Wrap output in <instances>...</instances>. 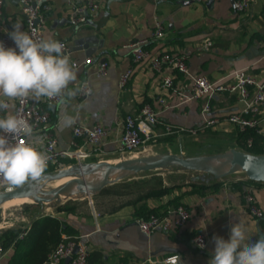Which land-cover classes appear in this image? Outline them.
<instances>
[{
    "label": "crops",
    "instance_id": "crops-1",
    "mask_svg": "<svg viewBox=\"0 0 264 264\" xmlns=\"http://www.w3.org/2000/svg\"><path fill=\"white\" fill-rule=\"evenodd\" d=\"M48 1L52 8L43 25L45 38L66 40L70 58L79 61L92 58L90 63L77 69L76 80L64 90V101L47 105L51 112L49 130L57 138L60 149L70 150L74 149L73 141L82 144L86 138L74 135V123L91 127L101 122L111 130L102 145V152L92 154L85 161H115L121 157L116 150L119 123L126 114L138 113L144 103H150L167 122L184 127L199 124L204 100L188 99L177 92V87L190 83L196 75L224 82L232 80L239 70L264 74V0H250L247 10L241 14L235 10L234 0H202L198 3L100 0L101 8L80 25L70 24L68 12L70 2L82 3L83 0ZM157 18L166 27L163 39L153 36ZM15 23L21 24V30L25 31L22 2L5 0L0 36L11 32ZM134 41L143 42L153 52L187 55L189 75L164 68L165 72L176 75V89H171L166 96L169 106L165 107L159 101L163 96L159 89L163 73L151 68L146 61L132 63L129 43ZM101 61H106L108 66L104 74L98 75ZM130 66H133V74L128 83L121 86L120 75ZM86 79L90 81L91 90L87 97L80 98L76 89ZM10 101L9 111H12L15 99ZM223 104L224 108L234 110L244 107V102L236 97L228 98ZM66 117L72 118L73 122L67 124ZM261 119L264 126V111ZM234 129H202L197 135L183 133L172 138L165 135L155 141L169 144L168 148L178 147L177 153H186L185 140L189 139L190 143V138L197 140L208 137L212 131L227 133ZM227 136L235 144V140ZM65 159L68 157H63L62 161ZM183 172L186 171L171 172L173 177L170 179L153 178L143 184L137 181L138 176L121 179L106 187L114 189L95 195L96 208L87 205L86 201L82 203L87 198L79 200L75 210L62 206L49 211L50 206L31 204L16 217L20 218V224L13 220L9 225H0V236L27 233L37 218L59 217L78 230V241L89 247L91 264L138 263L150 256L175 255L181 257V264H209L215 248L213 237L229 240L231 226L237 222L246 227L249 243L264 237V216L251 215L244 199L245 190L251 188L264 211V181H249L243 172L222 179L208 175L189 176ZM179 204L185 205L191 213L183 226L151 233L141 230L138 219L146 212L162 213ZM202 231L208 233L207 245L199 248L193 237ZM26 233L20 236L23 242L19 246L12 244L6 248L3 264H8L13 257L21 261L30 251L36 237H25Z\"/></svg>",
    "mask_w": 264,
    "mask_h": 264
},
{
    "label": "built area",
    "instance_id": "built-area-1",
    "mask_svg": "<svg viewBox=\"0 0 264 264\" xmlns=\"http://www.w3.org/2000/svg\"><path fill=\"white\" fill-rule=\"evenodd\" d=\"M198 3L202 0H177ZM250 0H234V7L238 14L247 10ZM22 11L25 19V32H27L34 40H45L43 25L46 20L47 13L51 10L52 5L48 0H21ZM5 0H0V17L3 14ZM68 12V20L72 25H80L89 21L90 17L95 14L102 6L100 0H83L82 3L70 2ZM166 35V27L159 18L155 21L153 36L156 39H163ZM64 45V54L70 58L68 53L69 45L66 40H57ZM0 42L5 47H15L13 40L10 39L8 33L0 36ZM131 48L132 63L137 64L146 61L151 68L162 74L159 85L160 93L163 94L159 98L160 103L167 107L169 102L167 94L171 89H176L175 77L173 72H165L164 68L168 67L173 71H177L183 75H189L188 57L181 52L161 51L153 52L144 46L141 41L129 43ZM92 58H86L79 61L70 58V63L74 66V70L82 64H88ZM108 63L101 61L99 63L98 75L104 74L107 70ZM133 74V66H130L120 75V84L125 86L131 75ZM177 92L188 99H203L201 108L202 120L193 127H184L163 120L159 116V112L150 103H144L138 113H128L119 123L116 133V150L119 155L124 157L125 153L136 151L141 146H145L150 140H157L159 136L165 135H182L189 133L197 135L202 129L227 130L231 128L239 131L255 130L257 133L264 134V126L261 124V114L264 111V74L250 72L249 70H239L235 72L233 79L219 82L210 79L206 75H196L188 84L177 87ZM91 90L90 81L88 79L81 81L76 89V94L80 98L88 96ZM231 95H236L240 101L244 102V107L237 110L222 111L225 109L220 103L225 102ZM9 107L0 110V118L9 115H15L25 119L32 128L30 135L21 134L12 136L7 133L5 135L11 145L17 143H29L39 152L47 157V164L57 165V169L67 167V164L61 159L68 157L75 159L76 162H84L92 154L102 152L103 143L111 135V130L101 122H96L91 127L83 124L74 123L73 133L76 137L85 136V141L78 144L73 141L74 149H60L58 147L57 138L49 130L51 123V112L47 105L61 104L64 101V93L62 96L55 98L42 97L40 101L29 96L28 98L15 99V106L9 111L11 101L6 97H0ZM230 108V107H226ZM248 145H252L253 139L248 138ZM90 149V150H89ZM248 178V177H247ZM249 179V178H248ZM239 180V179H237ZM16 187V186H15ZM14 187L7 185L0 180V192L11 190ZM244 199L248 212L258 218L264 216V211L257 203L253 191L248 188L244 192ZM190 210L183 204H179L172 209H167L161 214H151L148 218L138 219V224L142 231L151 233L156 230L170 231L183 226L190 218ZM23 231L20 236H23ZM208 233L202 231L193 237L194 244L199 248L207 245ZM77 246V251L74 252ZM6 252V248L0 243V264H3L2 258ZM90 250L85 242L78 240H68L60 242L57 247L50 253L46 264H91ZM169 257H148L138 263H120V264H166ZM69 258V260H67Z\"/></svg>",
    "mask_w": 264,
    "mask_h": 264
},
{
    "label": "clouds",
    "instance_id": "clouds-1",
    "mask_svg": "<svg viewBox=\"0 0 264 264\" xmlns=\"http://www.w3.org/2000/svg\"><path fill=\"white\" fill-rule=\"evenodd\" d=\"M21 27L15 23L8 33L14 48L0 42V96L10 100L62 96L76 80L74 66L64 54V45L51 38L36 41ZM8 107L0 100V110ZM65 122L73 121L66 117ZM31 132V126L23 118L15 115L0 118V133L19 136ZM46 167L47 157L31 144L11 145L5 135H0V180L4 183L12 187L23 185L40 178ZM246 232L244 224L237 222L231 226L229 240L214 236L215 248L209 264H264V237L249 243ZM166 264H181V257H169Z\"/></svg>",
    "mask_w": 264,
    "mask_h": 264
},
{
    "label": "water",
    "instance_id": "water-1",
    "mask_svg": "<svg viewBox=\"0 0 264 264\" xmlns=\"http://www.w3.org/2000/svg\"><path fill=\"white\" fill-rule=\"evenodd\" d=\"M182 3L189 2L182 1ZM229 110L234 109H222V111ZM225 158L232 161L231 167L219 166V162ZM166 168L202 171L214 179L244 172L250 180L264 181V154L229 148L213 154L186 156L182 153L160 152L116 162L107 159L77 162L54 171H46L36 180L0 192V207L8 201L20 198H30L33 202L43 205L58 200L60 196L71 197L70 194L78 189L85 191L83 196H90L121 179L135 176L143 171ZM66 177L71 179L55 187H45L49 181ZM76 251L77 246L74 252Z\"/></svg>",
    "mask_w": 264,
    "mask_h": 264
},
{
    "label": "trees",
    "instance_id": "trees-1",
    "mask_svg": "<svg viewBox=\"0 0 264 264\" xmlns=\"http://www.w3.org/2000/svg\"><path fill=\"white\" fill-rule=\"evenodd\" d=\"M177 72V71H175ZM236 95H231L229 97L232 100ZM224 102L220 103L221 107H224ZM205 131L210 130V128L204 129ZM213 134L226 133L222 131H212ZM229 138L235 140L236 146L242 148L245 151L255 153V154H264V134L257 133L255 130L250 129L248 131H239L234 129L233 132H227ZM172 138L176 134L168 135ZM248 138H252V145H248ZM151 142L153 140H150ZM149 141V142H150ZM62 160V159H61ZM67 164H73L76 162L75 159L68 158L63 160ZM57 169L56 164L49 163L47 164L46 171H54ZM249 181H253L250 180ZM33 205H40L38 203H26V207ZM70 210L71 208H67ZM161 214L158 211H148L145 213L143 218H148L151 214ZM36 239L32 243L30 251H28L25 257L19 261L17 258L13 257L8 264H46L50 253L57 247V245L62 241L68 240H78V230L69 225L66 221L62 220L59 217L47 215L43 218H37L32 224L31 228L27 231L25 237H33ZM23 240L20 237V233L17 234H2L0 236V243L8 248L10 245L15 247L19 246ZM90 259V258H89ZM92 261V260H90Z\"/></svg>",
    "mask_w": 264,
    "mask_h": 264
},
{
    "label": "rangeland",
    "instance_id": "rangeland-1",
    "mask_svg": "<svg viewBox=\"0 0 264 264\" xmlns=\"http://www.w3.org/2000/svg\"><path fill=\"white\" fill-rule=\"evenodd\" d=\"M212 134V135H211ZM228 137L225 133H218L213 135V133H210L208 137L206 136L205 138L194 140V138H190V143L189 139L184 141V145L188 147V150L186 153H182L186 156H191V155H202V154H213L217 152H223L229 148H238L242 149L236 144H233L227 139ZM169 144L166 143H160L157 141H150V143H146V146H141L139 149L136 151L132 152H127L125 153L124 157H118L114 162L119 161L121 159H128V158H134V157H140L144 155H150L154 153H160V152H175L177 153L178 147H171L168 148ZM243 150V149H242ZM120 156V155H118ZM186 171L183 172L186 175L189 176H195L198 177L200 175H208L202 171H197V170H185V169H173V168H166V169H154V170H148V171H143L138 173L135 176L139 177V183L143 184L146 183L148 179H153V178H171L173 177L171 172L175 171ZM244 173V172H243ZM246 175V174H243ZM247 176V175H246ZM132 177V176H131ZM227 177H231L227 176ZM67 178V177H66ZM63 178L61 179L62 182L66 179ZM198 179V178H197ZM56 180L49 181L46 183L45 187L46 188H51L54 186ZM53 183V184H52ZM108 186V185H107ZM105 186L99 193L93 194V195H86V196H80V194L75 195V197H69V196H60L58 200L52 201L50 203L44 204L47 205L49 208V211L56 210L59 207H71L73 210H75L81 199L87 198L86 200H83L82 203L89 205L90 207L96 208V200H95V195H98L100 193H104L109 189H114L113 187L111 188H106ZM121 190V189H120ZM114 192V190H113ZM115 193V192H114ZM79 201V202H78ZM34 203V202H33ZM29 207V206H28ZM26 208L25 203H20L19 205H13V206H2L0 207V225H9L13 220L15 223L18 225L20 224L19 219H16V217L20 214L21 210H24ZM1 226V227H4Z\"/></svg>",
    "mask_w": 264,
    "mask_h": 264
},
{
    "label": "bare ground",
    "instance_id": "bare-ground-1",
    "mask_svg": "<svg viewBox=\"0 0 264 264\" xmlns=\"http://www.w3.org/2000/svg\"><path fill=\"white\" fill-rule=\"evenodd\" d=\"M219 166L221 168L224 167H231L232 166V161L229 158H225L222 161L219 162ZM71 178L67 177L63 182L62 180H56L55 184L53 187L58 186L63 184L64 182L70 180ZM53 184V183H52ZM80 194V196H83L85 194V191L83 189H78L77 191H75L74 193L70 194L71 197H75V195ZM32 199L30 198H20V199H14L11 201H8L4 204V206H13V205H19L20 203H32Z\"/></svg>",
    "mask_w": 264,
    "mask_h": 264
}]
</instances>
